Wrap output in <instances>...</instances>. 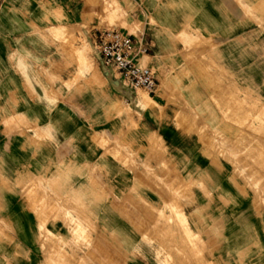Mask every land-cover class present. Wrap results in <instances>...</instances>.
<instances>
[{"label": "clouds", "instance_id": "clouds-1", "mask_svg": "<svg viewBox=\"0 0 264 264\" xmlns=\"http://www.w3.org/2000/svg\"><path fill=\"white\" fill-rule=\"evenodd\" d=\"M0 264H264V0H0Z\"/></svg>", "mask_w": 264, "mask_h": 264}]
</instances>
